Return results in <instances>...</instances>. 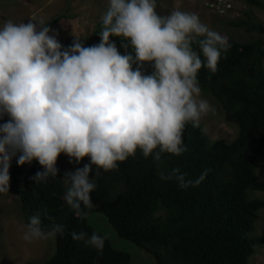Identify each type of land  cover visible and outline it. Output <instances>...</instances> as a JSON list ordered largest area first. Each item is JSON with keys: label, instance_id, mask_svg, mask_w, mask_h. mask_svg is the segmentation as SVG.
<instances>
[{"label": "clouds", "instance_id": "obj_1", "mask_svg": "<svg viewBox=\"0 0 264 264\" xmlns=\"http://www.w3.org/2000/svg\"><path fill=\"white\" fill-rule=\"evenodd\" d=\"M101 19L98 44L86 47L75 38L67 48L42 19L3 21L0 120L8 119L0 123V194L9 193L13 158L19 166L37 161L43 171L32 179L38 183L57 177L61 154L75 164L87 157L90 163L63 177L67 206L87 219L101 170H116L137 151L157 162L163 154L182 155L186 126L199 127L202 116L214 113L199 98L198 74L202 68L215 74L231 47L226 37L195 13L174 9L159 15L156 0H109ZM112 37L121 41L123 55ZM206 176L207 171L190 179L177 167L160 179L187 189ZM48 219L45 230L40 213L30 216L21 239L63 236L65 226ZM71 236L98 255L103 252L105 237L75 231Z\"/></svg>", "mask_w": 264, "mask_h": 264}, {"label": "trees", "instance_id": "obj_2", "mask_svg": "<svg viewBox=\"0 0 264 264\" xmlns=\"http://www.w3.org/2000/svg\"><path fill=\"white\" fill-rule=\"evenodd\" d=\"M246 1L264 9L262 0ZM230 24L264 34V24L250 15ZM101 29L102 19L90 37L80 41L86 47L98 44ZM110 39L123 55L121 41ZM227 40L231 47L222 53L215 74L202 68L198 80L221 103L225 119L237 125L235 138L211 141L200 124H189L183 133L186 151L182 155L163 154L157 162L137 151L135 157L118 163L116 170H101L94 177V207L85 209L88 216L101 212L118 237L143 248L156 264H249L255 247L264 244L263 234H253L264 210V197L252 195L264 191V178L255 169L264 148V38ZM87 163L90 161L83 160L78 168ZM177 167L190 179L205 171L207 176L198 187L187 189H181L175 180L160 179L161 173L167 175ZM38 171H43L39 163H11L9 193L17 196L26 224L30 216L40 213L45 230L52 217L65 226V232L54 238L55 249L49 258L26 264H131L128 251L114 247L88 217H77L67 206L63 198L67 170L37 183L32 177ZM160 209L164 213H158ZM73 231L105 237L103 252L98 255L84 242L74 241Z\"/></svg>", "mask_w": 264, "mask_h": 264}, {"label": "rangeland", "instance_id": "obj_3", "mask_svg": "<svg viewBox=\"0 0 264 264\" xmlns=\"http://www.w3.org/2000/svg\"><path fill=\"white\" fill-rule=\"evenodd\" d=\"M228 2L230 8L221 12ZM108 6L109 0H0V27L5 20L19 24L28 23L30 19H33V22L42 19L54 33H58L57 39L63 45L73 42L75 38L79 40L89 38L95 24L102 18ZM174 9L197 14L210 29L226 38L239 41L264 38V34L249 32L242 26L230 24L246 19L247 15H250L255 22L264 24V9L249 4L246 0H156V11L159 15H168ZM60 15L61 18L54 20ZM199 98L207 100L215 109L214 113L209 112L202 116L199 122L208 138L211 141L225 142L234 139L238 132L237 125L225 119L221 103L202 88ZM7 119L8 117L5 116L0 123L6 122ZM15 160L16 158H13L11 163ZM84 160L90 161L87 157ZM32 163L38 164L35 160ZM80 164L70 163L69 158L61 154L56 167L60 174L66 170L75 171ZM93 169L95 170L94 167ZM255 169L264 178V148L257 158ZM64 187L66 191L69 185L64 182ZM252 195L264 197V191H254ZM158 213H164V210L160 209ZM88 221L106 235L114 247L128 251L132 256L131 264H156L152 255L143 248L118 237L101 212L90 213ZM25 224L17 196L10 193L0 194V264L38 262L53 254L54 238L33 243H26L21 239L22 226ZM253 234L264 235V210L260 213ZM249 264H264V244L255 247Z\"/></svg>", "mask_w": 264, "mask_h": 264}, {"label": "built area", "instance_id": "obj_4", "mask_svg": "<svg viewBox=\"0 0 264 264\" xmlns=\"http://www.w3.org/2000/svg\"><path fill=\"white\" fill-rule=\"evenodd\" d=\"M213 5V4H212ZM217 8H220L219 6H216ZM224 7V6H223ZM228 8H230V3L228 2L227 5L221 9V12H223L224 10L226 11Z\"/></svg>", "mask_w": 264, "mask_h": 264}]
</instances>
